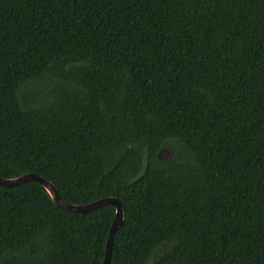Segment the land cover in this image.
<instances>
[{
  "label": "trees",
  "instance_id": "16d2710c",
  "mask_svg": "<svg viewBox=\"0 0 264 264\" xmlns=\"http://www.w3.org/2000/svg\"><path fill=\"white\" fill-rule=\"evenodd\" d=\"M26 174L120 203L109 264H264V0H0V179ZM114 216L0 186V264H102Z\"/></svg>",
  "mask_w": 264,
  "mask_h": 264
},
{
  "label": "water",
  "instance_id": "95a60500",
  "mask_svg": "<svg viewBox=\"0 0 264 264\" xmlns=\"http://www.w3.org/2000/svg\"><path fill=\"white\" fill-rule=\"evenodd\" d=\"M167 153L166 150L163 151V155ZM147 160H148V150L147 148H143V157H142V164H141V169L139 173L134 177L129 183H133L135 180L141 178L147 168ZM27 182H36L40 184L46 193L48 194L49 198L51 201L57 206L62 209H65L66 211H69L73 214H78V215H83L87 212L94 211L96 209L106 207V206H111L115 209V216L114 219L110 225V228L108 230L107 238H106V244H105V250H104V256L102 260V264H109L110 260V255H111V244H112V238L115 234V232L119 229L122 219H123V211L121 208L120 203L114 199V198H105L101 199L92 203H89L87 205H82V206H74L65 203L61 197L58 195L55 187L49 183L48 181L33 175V174H26V175H21L16 178L12 179H0V186L1 187H6V188H11L15 187L20 184H24Z\"/></svg>",
  "mask_w": 264,
  "mask_h": 264
},
{
  "label": "flooded vegetation",
  "instance_id": "af4514ba",
  "mask_svg": "<svg viewBox=\"0 0 264 264\" xmlns=\"http://www.w3.org/2000/svg\"><path fill=\"white\" fill-rule=\"evenodd\" d=\"M161 155H163V152L161 153Z\"/></svg>",
  "mask_w": 264,
  "mask_h": 264
}]
</instances>
